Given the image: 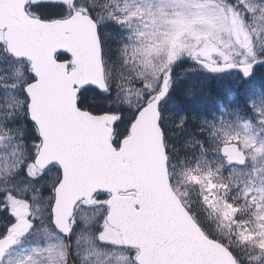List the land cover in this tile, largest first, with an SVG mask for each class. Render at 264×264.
Returning a JSON list of instances; mask_svg holds the SVG:
<instances>
[{"label":"snow or ice","instance_id":"snow-or-ice-1","mask_svg":"<svg viewBox=\"0 0 264 264\" xmlns=\"http://www.w3.org/2000/svg\"><path fill=\"white\" fill-rule=\"evenodd\" d=\"M0 264H264V0H0Z\"/></svg>","mask_w":264,"mask_h":264},{"label":"rangeland","instance_id":"rangeland-1","mask_svg":"<svg viewBox=\"0 0 264 264\" xmlns=\"http://www.w3.org/2000/svg\"><path fill=\"white\" fill-rule=\"evenodd\" d=\"M182 67H190V65H184ZM232 87H233V81L231 79H224L220 81H214L211 85V90L212 92H215L216 95H219L231 89Z\"/></svg>","mask_w":264,"mask_h":264},{"label":"trees","instance_id":"trees-1","mask_svg":"<svg viewBox=\"0 0 264 264\" xmlns=\"http://www.w3.org/2000/svg\"><path fill=\"white\" fill-rule=\"evenodd\" d=\"M215 94V92H213Z\"/></svg>","mask_w":264,"mask_h":264}]
</instances>
